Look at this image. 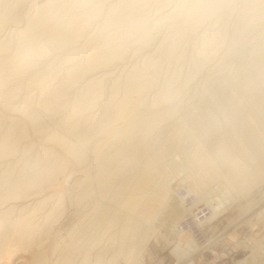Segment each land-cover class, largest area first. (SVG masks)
Segmentation results:
<instances>
[{"label": "bare ground", "instance_id": "obj_1", "mask_svg": "<svg viewBox=\"0 0 264 264\" xmlns=\"http://www.w3.org/2000/svg\"><path fill=\"white\" fill-rule=\"evenodd\" d=\"M263 186L264 0H0V264L130 263L170 196L204 232Z\"/></svg>", "mask_w": 264, "mask_h": 264}, {"label": "rangeland", "instance_id": "obj_2", "mask_svg": "<svg viewBox=\"0 0 264 264\" xmlns=\"http://www.w3.org/2000/svg\"><path fill=\"white\" fill-rule=\"evenodd\" d=\"M146 152L143 158L146 157L144 156L147 155ZM178 157H175L173 168H177V165L181 166V159L178 160ZM185 171H187L185 177L173 183L174 191L185 188L184 185L188 183L192 185L194 176L187 169L182 173ZM138 174L135 180L141 173ZM155 197L152 195L151 201L154 202ZM168 201L171 206H164L160 210L161 205H159V212L155 214L152 222L157 232H154L155 235H152L142 253L140 255L137 253L130 263L120 258L116 259L114 264H264V186L261 192L256 189L252 197L233 204L221 215L210 220L204 229L206 239L201 241V244L205 245L202 248L194 239L186 235L182 238L176 232L177 223L185 217V209L175 195L170 196ZM251 201L254 205L243 211L241 206ZM201 207L209 209L207 216L212 215L211 207H206L203 202ZM188 239L191 241L187 242ZM178 246L184 248L187 246L186 253L181 255L177 249ZM244 260H246L245 263Z\"/></svg>", "mask_w": 264, "mask_h": 264}, {"label": "built area", "instance_id": "obj_3", "mask_svg": "<svg viewBox=\"0 0 264 264\" xmlns=\"http://www.w3.org/2000/svg\"><path fill=\"white\" fill-rule=\"evenodd\" d=\"M178 195L179 194H184V191H179L177 192ZM189 199V198H188ZM206 213L203 214L204 212H201L200 210H198L196 213H197V216L196 214L195 215H191L192 218H185L181 221V223L179 224V229L181 228H184V229H189L191 231H193L195 233V235L198 237V239L200 241H204L206 238H205V234L204 232L202 231V228H200L198 222L196 223L194 219H197L198 218H203L205 215H207L208 211L205 210Z\"/></svg>", "mask_w": 264, "mask_h": 264}]
</instances>
